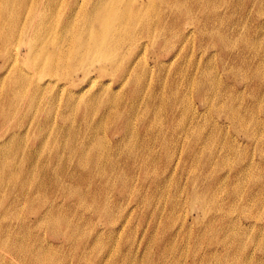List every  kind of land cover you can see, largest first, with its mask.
I'll use <instances>...</instances> for the list:
<instances>
[{"label": "rangeland", "instance_id": "obj_1", "mask_svg": "<svg viewBox=\"0 0 264 264\" xmlns=\"http://www.w3.org/2000/svg\"><path fill=\"white\" fill-rule=\"evenodd\" d=\"M41 1H43V0H41ZM79 1L81 3L84 2L83 3L84 5L88 3V0H58L57 3H56V0L55 1L44 0V3H41L39 0H19L17 4L14 3L15 10L19 9L20 6L26 2L23 5V7L21 6L22 7L21 8L22 14L20 16V19L17 20L16 22L14 21L15 23L12 24L13 25L12 28L14 30L12 29V33H10L9 40H7L5 42V41H2L0 39V76H2V75L4 76V74H6V72H7V69L9 70L11 67L14 66L13 63H15L16 65L14 66V68L15 67L20 68V69L24 70V72L27 74V76H30L29 77L30 79L27 80L28 86H27V84H25L27 82H25L23 84V85H25L24 89L27 93H32L33 88L31 89V87H34L33 86L34 82L38 83V84H42L43 81L45 82L47 79H50V78L52 80H55L54 82H57V83L51 84V85H55V86H52L53 89L51 86H49L51 89L48 88L47 89L48 91H44L43 93H38V95H37V97H38L37 101L38 102L36 103V106H35L37 108L28 106L29 104H28L27 99H21V101L19 103V111L14 116L12 115L13 117H11V120L9 121V122H12V120H13L12 125H13V128H15V129H16V127H15L16 125L18 128L24 129L27 126H30V123H31V126L29 127L30 129H29L28 133L20 139V142L18 143V145L21 144L22 147L23 146L24 147L25 146L31 147L32 150L36 151L37 153L35 156L36 158L34 157V159H33L36 161V163H34L35 161L33 162V160L25 159V154L24 153L22 154L21 150H17L18 145L15 142L11 143L10 148L4 147L2 150H0L1 155L9 156L10 158L13 157L14 162L16 164L23 163L24 169L26 168L25 170L30 169L32 171V172L30 170L28 172L25 171L24 173L15 171L12 174L13 178H11V175H9L10 173H6L5 180L2 181L3 186L1 185V182H0V194H1L0 195V199H1V201H0V241H1L0 242V250L2 251L0 253V256L1 255L3 256L2 258L0 257V264H22V263L23 264H68V263L69 264H136V263L137 264H140V263L141 264H145V263L146 264H164V262H165V264H168V263L169 264H207V263L208 264H216V263L217 264H241V263L242 264H260L261 260H262L261 264H264V262H263L264 261V256H263L264 255V247H262V246H264L263 245V243H264V240H263L264 239V231H263L264 230V152H263V150H264V141H263L264 140V124H263L264 123V112H263L264 109L262 110V108H264V106H263L264 105V81H263L264 80V70H262L264 68V28H263L264 27V19H263L264 14H262V13H264V0H255V2H254V0H243V1L242 0L241 1L240 0H237V1L236 0H220V1H218V0H194V1L193 0H175V1L174 0H154V2H153L154 5L152 6V8H150V10L148 12L150 15L149 18H150V23H151L149 31L146 32L143 28H139L140 30H135L133 32V34L130 36V38H132V39H130L129 36H127L124 40L121 41L120 45H118L116 50L114 49V51H116V52L113 51V54H112L113 57H111V59L116 58L117 59L116 61H118L117 63H119V60H120V63L118 64L119 66L117 64L114 66H112V64H110L105 73H98L96 71H93L92 72V78L93 79H91L89 77L84 78L81 81L78 79L76 81L75 85H70L67 87V89L61 90V89H58L59 85L61 82L65 81L64 78H62V79L60 78L62 70L58 69L55 72L56 73L55 74L53 70L49 69L48 64L46 63L52 59V56L50 54L53 53V50H55L57 45L54 42L53 43L51 41L49 42V39H48L49 43L45 42L46 45L44 44V42L38 41V42H36L37 43L36 49L38 51V54L36 56H35V53L33 55L30 54L31 56L28 55L27 54L28 49H29L28 40H29V36L31 35V31H30L29 26L26 23V21H27V18L29 16L28 15L29 12H34V11L38 12V13L40 12L42 15L39 14V15H37L39 17H37V16L35 17V20H36L35 25L38 28L39 27H41V28L45 27L46 28L48 26L44 24V22H43L44 20H43L42 16L45 14H51V12L53 13L56 11L55 12L56 15H53L52 19H50L51 24L49 27H54V29H57V31H60L59 28L62 27L60 21L63 20V18L65 17L66 13L69 10V8L74 6ZM138 1H140V2H138ZM143 1L147 2L146 0H135V3L138 2V3L142 4ZM35 4H36V6H35ZM56 4L58 5L59 11H58ZM41 6H42V8H41ZM233 6H234V9H233ZM261 6H262V8L259 9V7H261ZM217 7H218V9H217ZM37 9H39V10H37ZM52 9L54 11L50 12V10H52ZM257 9H258V11L259 10L260 11L258 12ZM30 10H32V11H30ZM156 10H157V12H156ZM247 10H249V11H247ZM24 11H25V13H24ZM46 11H49V12H46ZM195 11H196V13H195ZM43 12H44V14H43ZM233 12H235V13H233ZM255 12H256V14H255ZM154 14H155V16H154ZM246 14H248V15L246 16ZM213 18H214V20H213ZM217 18H218V20H217ZM226 19H227V21H226ZM244 19H246V20H244ZM218 21H220V24ZM38 22H40V23H38ZM231 23H232V25H231ZM37 24H38V26H37ZM234 24H235V26H234ZM241 24H242V26H241ZM23 26H24V29H23ZM95 26L97 27L98 24L95 23ZM1 27L3 28L4 26H2V24H0V30H2ZM161 27H162V30H161ZM259 27H261L262 29ZM208 28H210V29H208ZM172 29H173V31H172ZM205 29H206V31H205ZM258 30H260V31H258ZM152 31H153V33H152ZM1 32L2 31H0V34H1ZM136 32H137V34H135ZM58 33L56 34L55 40H57V38H58ZM233 34L236 35L235 37L237 38V40ZM184 35H186V36H184ZM247 35H248V37H247ZM260 35H261V37H260ZM11 38L13 40H11ZM258 38H259V40H258ZM191 40H192V42H191ZM228 40H229V42H228ZM257 40H258V42H256ZM208 41H209V43H208ZM25 42H26V44H25ZM122 42H123V44H122ZM129 42H131V43H129ZM182 42L183 43L185 42V43L183 44ZM4 43H5V45H4ZM40 43H42V44L40 45ZM16 44L18 46H15ZM3 45H4V47L7 46L6 49L9 48V50L10 49L15 50L16 48H18L19 59L17 61H14L12 59L5 60V57L3 56V51H2V48H4ZM43 45L45 47H43ZM232 45H234V46H232ZM241 45H243V46H241ZM41 47L45 48V50ZM183 48H184V50H183ZM253 48L255 51L253 50ZM38 49H40V50H38ZM42 49L44 50L45 53L43 52ZM37 51H36V53H37ZM141 52H142V54H141ZM121 53H122V55H121ZM211 54H212V56H211ZM39 55H41L42 57L40 56L41 57L40 58ZM259 56H260V58H259ZM29 57H30V61H29ZM36 57L40 58L41 61L44 57H46V59L45 58L43 59V61L45 60L46 62H41ZM226 57H228V58H226ZM187 58H188V60H187ZM27 59H28V61H27ZM99 59H100L99 55L96 56L94 54L93 56H90L88 59H86L85 62H83V63L88 65L92 62H95V63H97L96 66H98L99 61H101ZM142 59L145 61H142ZM207 60H209V61H207ZM260 60L261 61L263 60V61L261 62ZM38 61L42 64H40ZM230 61H231V63H230ZM26 62H28V63H26ZM170 62H171V64H170ZM167 63H169V64H167ZM192 63H193V65H192ZM255 63H256V65H254ZM261 63H263V64H261ZM27 64L28 65L30 64L29 67L27 66ZM44 64H45V66H43ZM34 65L37 66L38 68L37 67L35 68ZM79 65L80 64L74 65L75 67L71 66L69 69H67V72H69V74H71L72 76H75L76 70L79 69L78 74H79V76H82V72H83L82 69L83 68L81 67L82 65H80V66ZM149 65H150V67H149ZM39 66H41L42 69H40ZM243 66H245V67H243ZM249 66H250V68H249ZM91 67L93 68V65H91ZM140 67H143V69ZM236 67H237V69L239 68V70H237ZM31 68L34 69V70H32V72H33V75L37 76L36 77L37 79L35 78V76L32 75V72L30 70ZM129 68H130V72H133V74L132 73L127 74L125 76L124 74L127 73V70L129 71ZM139 68H140V70L141 69L142 70L140 71ZM199 68H201V69H199ZM183 69L185 72L182 73ZM256 69L259 71V73ZM25 70H27V72ZM60 70H61V72H60ZM165 70H167V71H165ZM40 71H42V72L39 74ZM64 71L65 70H63V73H64ZM51 72H53V73H51ZM139 72H140V75H139ZM202 72H203V75L201 74ZM37 74H39V75H37ZM192 74H194V75H192ZM207 74H208V77H207ZM238 74H239V76H238ZM134 75H136V76H134ZM138 75H139V77H138ZM196 75L197 76L201 75V76H199L197 78ZM48 76H49V78H47ZM188 76H190V77H188ZM123 77L129 81L123 82L124 81ZM136 77L138 79L140 78V80L137 79L138 82L136 81ZM176 77H177V80H176ZM157 78H159V80ZM161 78H164L165 80L161 79ZM247 78H248V80H247ZM58 79H60V80L58 81ZM216 79H217V81H215ZM258 79H259V81H258ZM33 80H35V81H33ZM201 80H202V82H201ZM102 82H103V84L101 85ZM135 82L138 84V86L135 85ZM199 82H200V84H199ZM217 82L219 84H217ZM29 83H31V84H29ZM91 83L92 84L94 83V84L92 85ZM108 83H109V85H108ZM161 84L163 85V87H161ZM193 84H196V86L195 85L193 86ZM197 84H198V86H197ZM82 86H83V88H82ZM189 86H190V88H189ZM99 87L101 89H99ZM168 87H169V90H168ZM194 87L197 89H195ZM0 88H1V85H0ZM174 88H175V90H174ZM257 88H258V90H257ZM112 89H114V90H112ZM215 89H218V90H215ZM161 90H162V93H161ZM50 91H51V95H50ZM92 91L94 94L92 93ZM117 91H118V93H117ZM185 91H187V92H185ZM188 91H190V92H188ZM75 92H76V94H75ZM102 92H103V94H102ZM142 92H144V93H142ZM173 92H174V95H172ZM70 93H73V95H74V97H76V99H78V97H79V99L77 101L78 105H77V103H75L76 104L75 109H74V106H75L74 103H73V105L68 104L67 99H68ZM111 93L113 95H111ZM159 93H161V95ZM186 94H188V97ZM154 95H155V97H153ZM169 95L171 97H169ZM65 96L67 99L65 98ZM172 96H174V97H172ZM0 97H1V90H0ZM59 97H60V99H59ZM142 97H143V99H141ZM180 97H182V98H180ZM240 97H241V99H240ZM40 98H41V100H40ZM47 98H48V100H47ZM57 98L59 101L57 100ZM91 98H93V100ZM99 98L101 99L100 101H99ZM206 98H208V99H206ZM89 99H90V101H89ZM187 99H188V102H187ZM222 99H224V101ZM79 100H80V102H79ZM137 100L138 101L140 100L141 102L140 101L138 102ZM157 100H158V102H157ZM85 101H87V102L89 101V103L87 105H84L83 102H85ZM106 101H107V103H106ZM135 101H137V102H135ZM183 101H184V103H183ZM22 102H23V104H22ZM256 102H259V103H256ZM261 102H262V104H260ZM94 103H95V105H94ZM136 103H138V104H136ZM181 103L183 104V106ZM59 104H60V106H59ZM65 104H66V106H65ZM177 104L179 106H177ZM210 105H213V106H210ZM222 105L223 106L225 105L226 107H223ZM55 106H56V108H55ZM184 106H186V107L184 108ZM215 106L217 107V109ZM220 106H221L222 110H221ZM65 107H67V108H65ZM109 107H110V110H109ZM121 107L122 108L124 107V108L122 109ZM142 107H143V109H142ZM181 107L183 108V111H182ZM254 107H255V109L258 108V111L255 110ZM229 108H230V110H229ZM240 108H241V110H240ZM135 109H136V111H135ZM186 109H188V110L185 111ZM94 110L96 111L95 114H93ZM132 110H134V111H132ZM194 110H196V111H194ZM232 110H233V112H232ZM249 110H251V111L248 112ZM73 111H75V112H73ZM102 111H103V113H102ZM112 111H114V113ZM252 111H253V113H252ZM256 111L258 112L257 114H256ZM23 112H25V113L23 114ZM126 112H127V114H126ZM147 112H148V114H147ZM167 112H169V113H167ZM48 113L49 114L51 113V114L49 115ZM108 113H109V115H108ZM164 114H165V116H164ZM186 115H188V117ZM231 115H232V117H231ZM240 115H241V117H240ZM31 116H33V117H31ZM181 116L184 120H182ZM249 116L252 118V120ZM20 117H22V118L20 119ZM47 117H49V118H47ZM60 117H61V119H60ZM130 117H132V118H130ZM138 117H139V119H138ZM42 118H44V119H42ZM105 118L109 119V120H106ZM111 118L112 119L114 118V119L112 120ZM153 118H154V120H153ZM156 118L158 121L156 120ZM159 118H160V122H159ZM189 118H191V119H189ZM136 119H137V121H136ZM212 119L214 120V122H212L213 121ZM100 120H101V122H100ZM131 120L133 121L132 123H131ZM176 120H180V121L177 122ZM50 121H52V122H50ZM128 122H130L132 125ZM150 122H151V125H150ZM245 122H246V124H245ZM51 123H53V124H51ZM175 123H178V125H176ZM63 124H65V125H63ZM148 124H149V126H148ZM38 125H39V127H38ZM238 125L241 126L240 129H239ZM243 125H244V127H243ZM50 126L52 127V129ZM67 126H69V127H67ZM100 126L102 128H100ZM107 126H108V128H107ZM130 127H131V129H130ZM48 130L50 131V133H48L49 132ZM51 130H52V132H51ZM66 130H67V132H66ZM73 130H75V131H73ZM77 130H79V131H77ZM193 130H194V133L196 132L198 134H196V133L194 134ZM250 130L253 133H250L251 132ZM58 131H60V133ZM127 131H129V132H127ZM76 132H77V134H76ZM155 132L157 133L156 136H155V134H156ZM192 133H193V135H192ZM54 134H55V136H54ZM45 135H46V137H45ZM73 135H74V137H73ZM260 136L262 137L261 139H260ZM82 137H83V139H82ZM144 137H146V138H144ZM46 138H48L47 141H45ZM1 141H2V139L0 138V142ZM53 141L56 142V144ZM86 141H87V144H86ZM98 141H100L101 143ZM162 141H163V143H162ZM106 142H108V143H106ZM151 142H152V144H151ZM209 142H211V143H209ZM74 143L75 144L77 143V144L75 145ZM155 143L157 144V146ZM165 143H166V146H165ZM107 144H109V145H107ZM113 144H115V145H113ZM217 144H218V146H217ZM43 145H45V146H43ZM51 145H53V146H51ZM97 146H98V148H97ZM131 146H132V148H131ZM60 147H62L65 151ZM83 147H84V149H83ZM126 147H127V149H126ZM39 148H41V149H39ZM44 148L45 149L47 148V150H45ZM55 148H56V150H55ZM88 148H89V150H88ZM101 148H102V150H101ZM173 148H175V149H173ZM98 149H100V150H98ZM143 149H144V151L145 150L146 151L144 152ZM225 149H226V151H225ZM3 150L5 152L6 151L7 152L4 153ZM83 150L84 151L88 150V151L84 152ZM126 150L128 151V154H127ZM48 151H50V152H48ZM139 151H140V153H139ZM96 152L98 154H96ZM111 152H113V153H111ZM117 152H118V154H117ZM199 152L200 153L202 152V156H201V154H199ZM48 153H49V155H48ZM187 153H188V156H187ZM215 153H216V155H215ZM95 154H96V157H95ZM194 154L195 155L197 154V156H195ZM59 155H60V157H59ZM198 155H200V156H198ZM108 156H110V157H108ZM131 156H133V157H131ZM81 157H82V159H81ZM134 157H136V158H134ZM65 158H66V160H65ZM68 158H69V160H68ZM109 158H111V159H109ZM214 158H216V160ZM99 159H101V160H99ZM195 159H196V161H195ZM221 159H224L225 161H223ZM58 160H60L59 164H57ZM80 160H82V161L80 162ZM95 160H96V162H95ZM87 162H88V164H87ZM42 163L44 165L46 164L45 165L46 170L44 169V165ZM107 163H110L109 166ZM73 164H74V166H73ZM84 164H85V166H84ZM112 164H113V166H112ZM209 165L210 166L212 165V166L210 167ZM107 166H108V168H107ZM134 166H135V168H134ZM79 168H80V170H79ZM81 169H83V170H81ZM100 169H101V171H100ZM170 169H171V171H170ZM51 170H53V171H51ZM151 170H153V171H151ZM54 171H55V173H53ZM122 171H123V173H122ZM246 171L249 173H247ZM33 172H34V174H32ZM28 173L32 174V175L29 176ZM211 173H212V176H211ZM14 174H15V176H14ZM110 174H112V175H110ZM199 174H200V176H199ZM67 175H69V176L67 177ZM122 175H124V177H122ZM205 175H207V177ZM16 177H17V179H16ZM98 177H100V179L102 181ZM250 177H252V178L250 179ZM206 178H208V179H206ZM235 178H237V179H235ZM253 178L255 179L254 181H253ZM119 179H120V181H119ZM228 179H230V180H228ZM26 180L29 182L30 185L28 184V182ZM73 180H75V181H73ZM219 180H220V182H219ZM59 181L62 183H60ZM235 181H237L238 183ZM54 182L56 185L54 184ZM168 182L170 183V185ZM5 183H6V185H5ZM65 183H66V185H64ZM235 185H236V187H235ZM56 186L59 188H57ZM128 189H130V190H128ZM146 190H148V191H146ZM2 191H4V192H2ZM16 191H17V193H16ZM22 191L26 193L25 196L20 195L22 193ZM142 191H144V192H142ZM200 191H201V193H200ZM136 192H138V193H136ZM195 192H197V193H195ZM40 194H42V195H40ZM161 194H163V195L161 196ZM103 195H105V196H103ZM208 195H210L211 198ZM26 196H28V197H26ZM16 197L19 198L18 200H16V203H11ZM37 197H39V198H37ZM20 198H22V199H20ZM169 198H171V200ZM45 199H46V201H45ZM142 199H143V201H141ZM212 199H213L214 203H211ZM251 199H252V201H251ZM253 199H255V200H253ZM124 200H125V202H124ZM22 201H24L25 204L22 203ZM78 201H79V203H78ZM81 201H82V203H81ZM9 202H10V204H9ZM19 203L21 205H19ZM206 203H208V205ZM74 204L77 207L74 206ZM212 205H213V207H212ZM20 206H21V208H20ZM9 207L11 209L10 212H9ZM63 207H65V208H63ZM161 209H163V210H161ZM204 209H205V211H204ZM249 209H251V210H249ZM78 210H79V212H78ZM119 210H121V211H119ZM149 210H150V212H149ZM43 212L49 213V218H47V220H43L41 222L29 223L30 229L24 230L25 235H23V230L19 234H16L14 232L13 234L8 235V233H6L3 229L6 225H18L22 221L24 222L27 218L36 219L38 217V215L43 213ZM84 212H86V213H84ZM10 213H11V215H10ZM120 213H122L123 215H121ZM125 214H127V215L125 216ZM50 215H52V216H50ZM129 215H131V216H129ZM8 216H10V217H8ZM122 217L124 218V220ZM216 218L219 221L216 220ZM221 218H222V220H221ZM254 218H256V219H254ZM258 219H260V221ZM257 220H258V222H257ZM126 222L128 224H126ZM173 222H174V224H173ZM120 223L123 225V227ZM251 223H252V225H250ZM166 227H168V228H166ZM124 228H126V229H124ZM153 228H154V230H153ZM257 228L259 231H257ZM239 230H240V232H239ZM29 231H31L33 235L31 233H29ZM252 233L254 235H252ZM20 234H21V236H20ZM43 234H44V236H43ZM101 235H102V237H101ZM34 236H37V237L35 238ZM21 237H23V238L21 239ZM95 237L96 238L98 237V238L96 239ZM245 237H246V240H245ZM172 238H174V239H172ZM124 239L126 241H124ZM16 241H17V243H16ZM114 241H116V242H114ZM32 242H33V244H32ZM172 242H174V243L172 244ZM237 242H238V244H236ZM239 242H241V243H239ZM14 243L16 245L18 243H21L27 247L41 248L43 254L40 255L38 257V259H36L35 261L32 260V262H30L29 260H25L24 258H22L16 254L15 250H16L17 246ZM244 244H245V246H244ZM29 245H31V246H29ZM256 246H257V248L255 249ZM239 247H241V248H239ZM259 247L261 248V250ZM148 248H149V250H148ZM235 249L236 250L238 249L237 250L238 252ZM107 250H110V251H107ZM250 250H252L253 254L251 253ZM53 251H55V252H53ZM68 251H69V253H68ZM172 251H173V253H172ZM45 252H46V254H45ZM244 252H245V254H244ZM4 253H6V254H4ZM87 255H89V256H87ZM103 256L104 257L106 256V257L104 258ZM145 256H146V258H145ZM194 256H195V258H194ZM49 258H51V259H49ZM107 258H109V259H107ZM144 258L146 259V261ZM156 258H158V260ZM213 258L216 261L213 260ZM9 259H10V261H9ZM61 259H62V261H61ZM104 259H106V260H104ZM174 259H175V261H174ZM70 260H71V262H68ZM12 261H14V262L16 261V262L14 263ZM78 261H80V263ZM128 261H129V263H128ZM245 262H249V263H245Z\"/></svg>", "mask_w": 264, "mask_h": 264}, {"label": "bare ground", "instance_id": "obj_2", "mask_svg": "<svg viewBox=\"0 0 264 264\" xmlns=\"http://www.w3.org/2000/svg\"><path fill=\"white\" fill-rule=\"evenodd\" d=\"M18 1L19 0H0V24H2V26H4L3 28H2V30H0V31H2L1 32V34H0V39L2 40V41H7V40H9V37H10V33H12V24L13 23H15L17 20H19L20 19V16H21V14H22V7H23V5L26 3H24V4H22L21 6H20V8L19 9H17V10H15V8H14V3H18ZM41 3H44V0L43 1H41V0H39ZM53 1H55V0H53ZM57 1L58 0H56V3H57ZM147 2H142V4L141 3H138V2H140V1H138L137 3H135V0H88V3L87 4H83V3H81L80 1L79 2H77L74 6H72V7H70L69 8V10H68V12L66 13V15H65V17L63 18V20H61L60 21V23H61V25H62V27H60L59 29H60V31H57V29H54V27H49L50 26V24H51V21H50V19H52V16L53 15H56V11L55 12H51V11H54L53 9L52 10H50V12H51V14H45V15H43L42 16V18H43V22H44V24L45 25H47L48 27H43V28H41V27H36V25H35V17L37 16V15H39V14H41L40 12L38 13V12H29L28 13V18H27V21H26V23L28 24V26H29V29H30V31H31V35L29 36V40H28V44H29V49H28V55H33L34 53H35V56L38 54V51H37V49H36V47H37V43L36 42H38V41H40V42H44V44L46 45V43L48 42V39H49V42L51 41L52 43L54 42L57 46H56V48H55V50H53V53H51L50 55L52 56V59L49 61V62H46L45 60L43 61V59L45 58L46 59V57H44L43 59H42V61L40 60V58L42 57L41 55H39V57L40 58H38V57H36L37 59H39L41 62H46L47 64H48V67H49V69H51V70H53L54 71V73L58 70V69H61L62 70V72H61V70H60V72H61V76H60V78L62 79V78H64V80L65 81H63V82H61L60 83V85H59V88L58 89H61V90H65V89H67V87L68 86H70V85H75L76 84V81L79 79L80 81L81 80H83L84 78H87V77H89V78H91V79H93L92 78V72L93 71H96V72H98V73H105L106 71H107V68H108V66L110 65V64H112V66H114V65H118L119 63H120V60H119V63H117L118 61H116L117 59L115 58V59H111V57H113V51H114V49L116 50V48L118 47V45H120V43H121V41L122 40H124L127 36H129V38H130V36L133 34V32L135 31V30H140L139 28H143L146 32H148L149 31V28H150V25H151V23H150V15H149V10H150V8H152V6L154 5V0H146ZM175 1V0H174ZM194 1V0H193ZM218 1H220V0H218ZM217 1V2H218ZM237 1V0H236ZM241 1V0H240ZM243 1V0H242ZM36 2V1H35ZM46 2V1H45ZM254 2H255V0H254ZM253 2V3H254ZM261 2V1H260ZM28 4V3H27ZM40 4V3H39ZM54 4V3H53ZM29 5V4H28ZM27 5V6H28ZM45 5V4H44ZM57 5V4H56ZM192 5V4H191ZM35 6H36V4H35ZM53 6V5H52ZM207 6V5H206ZM218 6V5H217ZM237 6V5H236ZM49 7V6H48ZM55 7V6H54ZM66 7V6H65ZM64 7V8H65ZM251 7V6H250ZM29 8V7H28ZM27 8V9H28ZM41 8H42V6H41ZM57 8H58V5H57ZM199 8V7H198ZM240 8V7H239ZM260 8H262V6L261 7H259V9ZM154 9V8H153ZM152 9V10H153ZM217 9H218V7H217ZM225 9V8H224ZM233 9H234V6H233ZM26 10V9H25ZM37 10H39V9H37ZM49 10V9H48ZM57 10V9H56ZM158 10V9H157ZM157 10H156V12H157ZM262 10V9H261ZM30 11H32V10H30ZM58 11H59V8H58ZM234 11V10H233ZM247 11H249V10H247ZM257 11H258V9H257ZM260 11V10H259ZM258 11V12H259ZM46 12H49V11H46ZM62 12V11H61ZM154 12V11H153ZM155 12V13H156ZM24 13H25V11H24ZM58 13V12H57ZM195 13H196V11H195ZM233 13H235V12H233ZM31 14V15H30ZM43 14H44V12H43ZM222 14V13H221ZM225 14V13H224ZM255 14H256V12H255ZM262 14H264V13H262ZM261 14V15H262ZM42 15V14H41ZM158 15V14H157ZM195 15V14H194ZM248 14H246V16H247ZM252 15V14H251ZM259 15V14H258ZM23 16V15H22ZM154 16H155V14H154ZM216 16V15H215ZM222 16V15H221ZM263 16V15H262ZM37 17H39V16H37ZM153 17V16H152ZM151 17V18H152ZM227 17V16H226ZM23 18V17H22ZM55 18V17H54ZM155 18V17H154ZM174 18V17H173ZM247 18V17H246ZM25 19V18H24ZM192 19V18H191ZM212 19V18H211ZM210 19V20H211ZM241 19V18H240ZM264 19V18H263ZM56 20V19H55ZM152 20V19H151ZM156 20V19H155ZM175 20V19H174ZM213 20H214V18H213ZM217 20H218V18H217ZM220 20V19H219ZM243 20V19H242ZM244 20H246V19H244ZM254 20V19H253ZM15 21V22H14ZM25 21V20H24ZM199 21V20H198ZM226 21H227V19H226ZM20 22V21H19ZM22 22V21H21ZM50 22V23H49ZM173 22V21H172ZM209 22V21H208ZM219 22V24H220V21H218ZM37 23V22H36ZM38 23H40V22H38ZM58 23V22H57ZM59 23V24H60ZM95 23L96 24H98V26L96 27L95 26ZM155 23V22H154ZM174 23V22H173ZM187 23V22H186ZM203 23V22H202ZM211 23V22H210ZM239 23V22H238ZM249 23V22H248ZM261 23V22H260ZM43 24V23H42ZM204 24V23H203ZM206 24V23H205ZM218 24V25H219ZM252 24V23H251ZM25 25V24H24ZM35 25V26H34ZM231 25H232V23H231ZM230 25V26H231ZM15 26V25H14ZM20 26V25H19ZM37 26H38V24H37ZM54 26V25H53ZM186 26V25H185ZM205 26V25H204ZM203 26V27H204ZM207 26V25H206ZM212 26V25H211ZM234 26H235V24H234ZM241 26H242V24H241ZM21 27V26H20ZM156 27V26H155ZM177 27V26H176ZM226 27V26H225ZM192 28V27H191ZM206 28V27H205ZM222 28V27H221ZM238 28V27H237ZM243 28V27H242ZM259 28H261V27H259ZM264 28V27H263ZM23 29H24V26H23ZM199 29V28H198ZM208 29H210V28H208ZM213 29V28H212ZM216 29V28H215ZM239 29V28H238ZM262 29V28H261ZM260 29V30H261ZM14 30V29H13ZM154 30V29H153ZM161 30H162V27H161ZM242 30V29H241ZM257 30V29H256ZM260 30H258V31H260ZM172 31H173V29H172ZM182 31V30H181ZM205 31H206V29H205ZM210 31V30H209ZM214 31V30H213ZM230 31V30H229ZM21 32V31H20ZM59 32V33H58ZM178 32V31H177ZM217 32V31H216ZM58 33V38H57V40H55V38H56V34ZM150 33V32H149ZM152 33H153V31H152ZM169 33V32H168ZM221 33V32H220ZM237 33V32H236ZM262 33V32H261ZM18 34V33H17ZM135 34H137V32L135 33ZM139 34V33H138ZM158 34V33H157ZM160 34V33H159ZM185 34V33H184ZM204 34V33H203ZM208 34V33H207ZM246 34V33H245ZM147 35V34H146ZM163 35V34H162ZM169 35V34H168ZM230 35V34H229ZM234 35V34H233ZM252 35V34H251ZM250 35V36H251ZM258 35V34H257ZM263 35V34H262ZM136 36V35H135ZM152 36V35H151ZM158 36V35H157ZM184 36H186V35H184ZM183 36V37H184ZM189 36V35H188ZM187 36V37H188ZM227 36V35H226ZM236 35H234V37H235ZM16 37V36H15ZM18 37V36H17ZM153 37V36H152ZM151 37V38H152ZM193 37V36H192ZM222 37V36H221ZM247 37H248V35H247ZM260 37H261V35H260ZM19 38V37H18ZM148 38V37H147ZM236 38V37H235ZM254 38V37H253ZM17 39V38H16ZM26 39V38H25ZM130 39H132V38H130ZM150 39V38H149ZM184 39V38H183ZM191 39V38H190ZM220 39V38H219ZM225 39V38H224ZM228 39V38H227ZM230 39V38H229ZM233 39V38H232ZM255 39V38H254ZM11 40H13L12 38H11ZM23 40V39H22ZM151 40V39H150ZM208 40V39H207ZM222 40V39H221ZM236 40H237V38H236ZM258 40H259V38H258ZM258 40L256 41V42H258ZM15 41V40H14ZM130 41V40H129ZM140 41V40H139ZM186 41V40H185ZM232 41V40H231ZM234 41V40H233ZM262 41V40H261ZM19 42V41H18ZM46 42V43H45ZM48 42V43H49ZM124 42V41H123ZM123 42H122V44H123ZM133 42V41H132ZM146 42V41H145ZM148 42V41H147ZM151 42V41H150ZM187 42V41H186ZM191 42H192V40H191ZM228 42H229V40H228ZM252 42V41H251ZM260 42V41H259ZM263 42V41H262ZM129 43H131V42H129ZM183 43V42H182ZM185 43V42H184ZM183 43V44H184ZM208 43H209V41H208ZM207 43V44H208ZM255 43V42H254ZM12 44V43H11ZM14 44V43H13ZM25 44H26V42H25ZM42 43H40V45H41ZM164 44V43H163ZM171 44V43H170ZM225 44V43H224ZM247 44V43H246ZM260 44V43H259ZM4 45H5V43H4ZM4 45H3V47H4ZM130 45V44H129ZM151 45V44H150ZM188 45V44H187ZM15 46H18L17 44L15 45ZM28 46V45H27ZM162 46V45H161ZM211 46V45H210ZM232 46H234V45H232ZM241 46H243V45H241ZM254 46V45H253ZM7 47V46H6ZM6 47H4V48H2V51H3V56L5 57V60H8V59H12V60H14V61H17L18 59H19V57H18V48H16L15 50H13V49H10L9 50V48H7L6 49ZM43 47H45L44 45H43ZM43 47H41V48H43ZM170 47V46H169ZM40 48V47H39ZM202 48V47H201ZM200 48V49H201ZM213 48V47H212ZM233 48V47H232ZM239 48V47H238ZM255 48V47H254ZM254 48H253V50H254ZM44 50H45V48H43ZM42 49V50H43ZM53 49V48H52ZM162 49V48H161ZM38 50H40V49H38ZM44 50H43V52H44ZM49 50V49H48ZM51 50V49H50ZM125 50V49H124ZM183 50H184V48H183ZM232 50V49H231ZM230 50V51H231ZM235 50V49H234ZM233 50V51H234ZM36 51H37V53H36ZM179 51V50H178ZM182 51V50H181ZM219 51V50H218ZM252 51V50H251ZM255 51V50H254ZM259 51V50H258ZM41 52V51H40ZM42 52V53H43ZM48 52V51H47ZM114 52H116V51H114ZM214 52V51H213ZM241 52V51H240ZM262 52V51H261ZM45 53V52H44ZM43 53V54H44ZM49 53V52H48ZM175 53V52H174ZM173 53V54H174ZM205 53V52H204ZM236 53V52H235ZM248 53V52H247ZM254 53V52H253ZM99 55V57H100V59L99 60H101V61H99V65L98 66H96V64L97 63H95V62H92V63H90V64H85V63H83V62H85V60L86 59H88L90 56H93V55ZM135 54V53H134ZM139 54V53H138ZM137 54V55H138ZM141 54H142V52H141ZM183 54V53H182ZM185 54V53H184ZM215 54V53H214ZM225 54V53H224ZM230 54V53H229ZM243 54V53H242ZM257 54V53H256ZM30 55V56H31ZM121 55H122V53H121ZM125 55V54H124ZM188 55V54H187ZM218 55V54H217ZM232 55V54H231ZM45 56V55H44ZM49 56V55H48ZM172 56V55H171ZM185 56V55H184ZM211 56H212V54H211ZM229 56V55H228ZM254 56V55H253ZM34 57V56H33ZM115 57V56H114ZM176 57V56H175ZM208 57V56H207ZM232 57V56H231ZM245 57V56H244ZM252 57V56H251ZM255 57V56H254ZM32 58V57H31ZM95 58V57H94ZM182 58V57H181ZM226 58H228V57H226ZM243 58V57H242ZM259 58H260V56H259ZM35 59V58H34ZM48 59V58H47ZM174 59V58H173ZM179 59V58H178ZM190 59V58H189ZM214 59V58H213ZM245 59V58H244ZM250 59V58H249ZM258 59V58H257ZM11 60V61H12ZM172 60V59H171ZM181 60V59H180ZM184 60V59H183ZM187 60H188V58H187ZM206 60V59H205ZM227 60V59H226ZM240 60V59H239ZM251 60V59H250ZM13 61V62H14ZM27 61H28V59H27ZM29 61H30V57H29ZM48 61V60H47ZM123 61V60H122ZM142 61H145V60H143L142 59ZM159 61V60H158ZM166 61V60H165ZM198 61V60H197ZM204 61V60H203ZM207 61H209V60H207ZM261 61V60H260ZM263 61V60H262ZM261 61V62H262ZM39 62V61H38ZM89 62V61H88ZM141 62V61H140ZM183 62V61H182ZM205 62V61H204ZM237 62V61H236ZM249 62V61H248ZM6 63V62H5ZM4 63V64H5ZM17 63V62H16ZM26 63H28V62H26ZM37 63V62H36ZM35 63V64H36ZM40 63V62H39ZM214 63V62H213ZM230 63H231V61H230ZM246 63V62H245ZM260 63V62H259ZM14 64V66L16 65L15 63H13ZM40 64H42V63H40ZM77 64H80V65H82L81 67L83 68H81L82 70H83V72H82V76H79V74H78V70H76V75L75 76H72L71 74H69V72H67V69H69L71 66H74V65H77ZM133 64V63H132ZM144 64V63H143ZM151 64V63H150ZM167 64H169V63H167ZM170 64H171V62H170ZM240 64V63H239ZM243 64V63H242ZM247 64V63H246ZM261 64H263V63H261ZM10 65V64H9ZM18 65V64H17ZM30 65V64H29ZM29 65L27 64V66L29 67ZM32 65V64H31ZM39 65V64H38ZM79 65V66H80ZM91 65H93V68L91 67ZM159 65V64H158ZM157 65V66H158ZM174 65V64H173ZM191 65V64H190ZM192 65H193V63H192ZM196 65V64H195ZM238 65V64H237ZM254 65H256V63L254 64ZM13 66V65H12ZM14 66L13 67H11L9 70L7 69V72H6V74H4V76L2 75V76H0V85H1V88H0V90H1V97H0V138L2 139V141L0 142V150H2L4 147H9L10 148V145H11V143H16L17 145H18V143L20 142V139L22 138V137H24V135H26L27 133H28V131H29V127L31 126V123H30V126H27V127H25L24 129H21V128H18L17 127V125L15 126L16 127V129L15 128H13V120H12V122H9L10 120H11V117H13L18 111H19V103H20V101H21V99H27V101H28V106H30V107H35L36 106V103L38 102L37 101V95H38V93H43L44 91H48L47 89L49 88V89H51L49 86H55V85H51L52 83H57V82H54L55 80H52L51 78L50 79H47L45 82L43 81V83L42 84H38V83H35L34 82V84H33V86L34 87H31V89L33 88V91H32V93H27L26 91H25V85H23L25 82H27V83H25V84H27V86H28V81L27 80H29L30 78V76H27V74L24 72V70H22V69H20V68H14ZM35 66V65H34ZM43 66H45V64L43 65ZM119 66V65H118ZM147 66V65H146ZM161 66V65H160ZM203 66V65H202ZM210 66V65H209ZM231 66V65H230ZM229 66V67H230ZM247 66V65H246ZM262 66V65H261ZM37 66H35V68H36ZM40 67V69H42L41 68V66H39ZM75 67V66H74ZM149 67H150V65H149ZM148 67V68H149ZM162 67V66H161ZM182 67V66H181ZM208 67V66H207ZM212 67V66H211ZM239 67V66H238ZM243 67H245V66H243ZM259 67V66H258ZM23 68V67H22ZM34 68V67H33ZM34 68V69H35ZM38 68V67H37ZM77 68V67H76ZM140 68H142L143 69V67H140ZM140 68H139V70H140ZM153 68V67H152ZM192 68V67H191ZM227 68V67H226ZM231 68V67H230ZM229 68V69H230ZM235 68V67H234ZM249 68H250V66H249ZM256 68V67H255ZM263 68V67H262ZM34 69H30L31 70V72H32V70H34ZM39 69V70H40ZM80 69V70H81ZM132 69V68H131ZM141 69V70H142ZM169 69V68H168ZM181 69V68H180ZM193 69V68H192ZM199 69H201V68H199ZM210 69V68H209ZM223 69V68H222ZM236 69H237V67H236ZM260 69V68H259ZM29 70V69H28ZM63 70H65L64 71V73H63ZM116 70V69H115ZM140 70V71H141ZM164 70V69H163ZM226 70V69H225ZM232 70V69H231ZM237 70H239V68L237 69ZM257 70V69H256ZM262 70H264V68L262 69ZM5 71V70H4ZM26 72H27V70H25ZM38 71V70H37ZM146 71V70H145ZM156 71V70H155ZM165 71H167V70H165ZM204 71V70H203ZM229 71V70H228ZM227 71V72H228ZM252 71V70H251ZM254 71V70H253ZM258 71V70H257ZM261 71V70H260ZM35 72V71H34ZM42 71H40L39 72V74L41 73ZM150 72V71H149ZM158 72V71H157ZM156 72V73H157ZM183 72H185L184 71V69H183V71H182V73ZM201 72V71H200ZM205 72V71H204ZM208 72V71H207ZM210 72V71H209ZM226 72V73H227ZM230 72V71H229ZM241 72V71H240ZM263 72V71H262ZM50 73V72H49ZM48 73V74H49ZM51 73H53V72H51ZM133 74V72H130V68H129V71L127 70V73L126 74H124L125 76L127 75V74ZM181 73V74H182ZM206 73V72H205ZM239 73V72H238ZM258 73H259V71H258ZM36 74V73H35ZM39 74H37V75H39ZM47 74V75H48ZM56 74V73H55ZM174 74V73H173ZM202 75H203V72L201 73ZM212 74V73H211ZM32 75H33V72H32ZM139 75H140V72H139ZM139 75H138V77H139ZM143 75V74H142ZM151 75V74H150ZM162 75V74H161ZM191 75V74H190ZM192 75H194V74H192ZM206 75V74H205ZM242 75V74H241ZM246 75V74H245ZM260 75V74H259ZM262 75V74H261ZM33 76H35V78L37 77L36 75H33ZM54 76V75H53ZM134 76H136V75H134ZM156 76V75H155ZM164 76V75H163ZM180 76V75H179ZM197 76V75H196ZM199 76H201V75H199ZM199 76H197V78L199 77ZM238 76H239V74H238ZM251 76V75H250ZM157 77V76H156ZM162 77V76H161ZM182 77V76H181ZM188 77H190V76H188ZM207 77H208V74H207ZM206 77V78H207ZM263 77V76H262ZM34 78V77H33ZM47 78H49V76L47 77ZM54 78V77H53ZM97 78V77H96ZM124 78V77H123ZM154 78V77H153ZM174 78V77H173ZM180 78V77H179ZM213 78V77H212ZM216 78V77H215ZM37 79V78H36ZM55 79V78H54ZM121 79V78H120ZM126 78H124V81L123 82H128L129 80H125ZM137 77H136V81H137ZM150 79V78H149ZM158 80H159V78H157ZM161 79H164V78H161ZM195 79V78H194ZM211 79V78H210ZM60 79H58V81H59ZM89 80V79H88ZM138 80H140V78L138 79ZM165 80V79H164ZM176 80H177V77H176ZM187 80V79H186ZM209 80V79H208ZM207 80V81H208ZM219 80V79H218ZM247 80H248V78H247ZM261 80V79H260ZM31 81V80H30ZM33 81H35V80H33ZM57 81V80H56ZM90 81V80H89ZM106 81V80H105ZM110 81V80H109ZM148 81V80H147ZM179 81V80H178ZM188 81V80H187ZM210 81V80H209ZM215 81H217V79L215 80ZM258 81H259V79H258ZM262 81V80H261ZM264 81V80H263ZM138 82V81H137ZM164 82V81H163ZM201 82H202V80H201ZM250 82V81H249ZM106 83V82H105ZM148 83V82H147ZM167 83V82H166ZM190 83V82H189ZM198 83V82H197ZM207 83V82H206ZM258 83V82H257ZM29 84H31V83H29ZM92 84V83H91ZM94 84V83H93ZM92 84V85H93ZM103 84V82L101 83V85ZM124 84V83H123ZM158 84V83H157ZM177 84V83H176ZM183 84V83H182ZM199 84H200V82H199ZM217 84H219L218 82H217ZM58 85V84H57ZM108 85H109V83H108ZM135 85H137L138 86V84L135 82ZM179 85V84H178ZM189 85V84H188ZM196 86V84H193V86ZM221 85V84H220ZM89 86V85H88ZM87 86V87H88ZM91 86V85H90ZM148 86V85H147ZM180 86V85H179ZM187 86V85H186ZM197 86H198V84H197ZM202 86V85H201ZM210 86V85H209ZM216 86V85H215ZM92 87V86H91ZM90 87V88H91ZM101 87V86H100ZM99 87V89H101ZM145 87V86H144ZM161 87H163V85L161 84ZM175 87V86H174ZM177 87V86H176ZM182 87V86H181ZM180 87V88H181ZM217 87V86H216ZM28 88V87H27ZM26 88V89H27ZM82 88H83V86H82ZM89 88V87H88ZM103 88V87H102ZM117 88V87H116ZM120 88V87H119ZM185 88V87H184ZM189 88H190V86H189ZM195 88V87H194ZM211 88V87H210ZM209 88V89H210ZM218 88V87H217ZM221 88V87H220ZM52 89H53V87H52ZM109 89V88H108ZM147 89V88H146ZM186 89V88H185ZM192 89V88H191ZM195 89H197V88H195ZM214 89V88H213ZM212 89V90H213ZM223 89V88H222ZM231 89V88H230ZM80 90V89H79ZM91 90V89H90ZM104 90V89H103ZM107 90V89H106ZM112 90H114V89H112ZM168 90H169V87H168ZM172 90V89H171ZM174 90H175V88H174ZM189 90V89H188ZM215 90H218V89H215ZM227 90V89H226ZM257 90H258V88H257ZM57 91V90H56ZM88 91V90H87ZM97 91V90H96ZM100 91V90H99ZM146 91V90H145ZM160 91V90H159ZM214 91V90H213ZM229 91V90H228ZM113 92V91H112ZM116 92V91H115ZM177 92V91H176ZM185 92H187V91H185ZM188 92H190V91H188ZM212 92V91H211ZM210 92V93H211ZM230 92V91H229ZM258 92V91H257ZM263 92V91H262ZM261 92V93H262ZM48 93V92H47ZM86 93V92H85ZM92 93H93V91H92ZM117 93H118V91H117ZM116 93V94H117ZM142 93H144V92H142ZM147 93V92H146ZM161 93H162V90H161ZM161 93H159L160 95H161ZM218 93V92H217ZM223 93V92H222ZM227 93V92H226ZM231 93V92H230ZM46 94V93H45ZM66 94V93H65ZM75 94H76V92H75ZM82 94V93H81ZM94 94V93H93ZM102 94H103V92H102ZM155 94V93H154ZM158 94V93H157ZM213 94V93H212ZM211 94V95H212ZM219 94V93H218ZM221 94V93H220ZM250 94V93H249ZM41 95V94H40ZM44 95V94H43ZM50 95H51V91H50ZM57 95V94H56ZM83 95V94H82ZM111 95H113L112 93H111ZM144 95V94H143ZM147 95V94H146ZM172 95H174V92H173V94ZM185 95V94H184ZM187 95V97H188V94H186ZM207 95V94H206ZM205 95V96H206ZM217 95V94H216ZM235 95V94H234ZM263 95V94H262ZM54 96V95H53ZM58 96V95H57ZM60 96V95H59ZM76 96V95H75ZM93 96V95H92ZM99 96V95H98ZM157 96V95H156ZM159 96V95H158ZM209 96V95H208ZM215 96V95H214ZM225 96V95H224ZM233 96V95H232ZM242 96V95H241ZM245 96V95H244ZM256 96V95H255ZM101 97V96H100ZM114 97V96H113ZM112 97V98H113ZM140 97V96H139ZM147 97V96H146ZM153 97H155V95L153 96ZM169 97H171L170 95H169ZM172 97H174V96H172ZM176 97V96H175ZM179 97V96H178ZM186 97V96H185ZM207 97V96H206ZM218 97V96H217ZM229 97V96H228ZM227 97V98H228ZM259 97V96H258ZM45 98V97H44ZM56 98V97H55ZM65 98H66V96H65ZM81 98V97H80ZM128 98V97H127ZM126 98V99H127ZM166 98V97H165ZM180 98H182V97H180ZM211 98V97H210ZM214 98V97H213ZM237 98V97H236ZM59 99H60V97H59ZM67 99V98H66ZM78 99H79V97H78ZM78 99H76V97H74V95H73V93H70V95H69V97H68V104H72L73 105V103L75 104V103H77V101H78ZM92 100H93V98H91ZM96 99V98H95ZM98 99V98H97ZM115 99V98H114ZM113 99V100H114ZM141 99H143V97L141 98ZM148 99V98H147ZM156 99V98H155ZM159 99V98H158ZM169 99V98H168ZM167 99V100H168ZM179 99V98H178ZM184 99V98H183ZM206 99H208V98H206ZM226 99V98H225ZM240 99H241V97H240ZM239 99V100H240ZM248 99V98H247ZM252 99V98H251ZM255 99V98H254ZM260 99V98H259ZM39 100V99H38ZM40 100H41V98H40ZM47 100H48V98H47ZM57 100H58V98H57ZM91 100V101H92ZM101 99L99 98V101H100ZM176 100V99H175ZM204 100V99H203ZM223 101H224V99H222ZM221 100V101H222ZM235 100V99H234ZM233 100V101H234ZM238 100V101H239ZM250 100V99H249ZM256 100V99H255ZM59 101V100H58ZM57 101V102H58ZM89 101H90V99H89ZM89 101L87 102V101H85V102H83V104L84 105H87L88 103H89ZM112 101V100H111ZM120 101V100H119ZM138 101V100H137ZM137 101H135V102H137ZM140 101V100H139ZM138 101V102H139ZM150 101V100H149ZM154 101V100H153ZM162 101V100H161ZM169 101V100H168ZM182 101V100H181ZM206 101V100H205ZM208 101V100H207ZM220 101V102H221ZM241 101V100H240ZM65 102V101H64ZM79 102H80V100H79ZM141 102V101H140ZM157 102H158V100H157ZM187 102H188V99H187ZM204 102V101H203ZM212 102V101H211ZM214 102V101H213ZM217 102V101H216ZM42 103V102H41ZM40 103V104H41ZM47 103V102H46ZM59 103V102H58ZM106 103H107V101H106ZM116 103V102H115ZM120 103V102H119ZM127 103V102H126ZM166 103V102H165ZM183 103H184V101H183ZM234 103V102H233ZM239 103V102H238ZM256 103H259V102H256ZM22 104H23V102H22ZM67 104V103H66ZM66 104H65V106H66ZM91 104V103H90ZM89 104V105H90ZM100 104V103H99ZM111 104V103H110ZM123 104V103H122ZM132 104V103H131ZM136 104H138V103H136ZM168 104V103H167ZM182 104V103H181ZM180 104V105H181ZM212 104V103H211ZM221 104V103H220ZM245 104V103H244ZM260 104H262V102L260 103ZM58 105V104H57ZM77 105H78V103H77ZM94 105H95V103H94ZM107 105V104H106ZM130 105V104H129ZM144 105V104H143ZM152 105V104H151ZM158 105V104H157ZM162 105V104H161ZM206 105V104H205ZM227 105V104H226ZM241 105V104H240ZM38 106V105H37ZM59 106H60V104H59ZM99 106V105H98ZM115 106V105H114ZM125 106V105H124ZM140 106V105H139ZM154 106V105H153ZM177 106H179L178 104H177ZM182 106H183V104H182ZM187 106V105H186ZM186 106H184V108L186 107ZM210 106H213V105H210ZM217 106V105H216ZM215 106V107H216ZM223 106V105H222ZM231 106V105H230ZM239 106V105H238ZM244 106V105H243ZM251 106V105H250ZM264 106V105H263ZM68 107V106H67ZM67 107H65V108H67ZM72 107V106H71ZM75 107H76V104H75V106H74V109H75ZM91 107V106H90ZM96 107V106H95ZM136 107V106H135ZM145 107V106H144ZM159 107V106H158ZM191 107V106H190ZM223 107H226L225 105L223 106ZM237 107V106H236ZM260 107V106H259ZM35 108H37V107H35ZM40 108V107H39ZM55 108H56V106H55ZM93 108V107H92ZM122 108V107H121ZM124 108V107H123ZM122 108V109H123ZM182 108V107H181ZM194 108V107H193ZM214 108V107H213ZM220 108H221V106H220ZM248 108V107H247ZM251 108V107H250ZM26 109V108H25ZM54 109V108H53ZM70 109V108H69ZM90 109V108H89ZM104 109V108H103ZM116 109V108H115ZM138 109V108H137ZM142 109H143V107H142ZM180 109V108H179ZM212 109V108H211ZM216 109H217V107H216ZM244 109V108H243ZM246 109V108H245ZM253 109V108H252ZM254 109H255V107H254ZM264 108H262V110H263ZM91 110V109H90ZM97 110V109H96ZM108 110V109H107ZM109 110H110V107H109ZM113 110V109H112ZM141 110V109H140ZM157 110V109H156ZM155 110V111H156ZM188 109H186L185 111H187ZM201 110V109H200ZM214 110V109H213ZM221 110H222V108H221ZM229 110H230V108H229ZM238 110V109H237ZM240 110H241V108H240ZM248 110V109H247ZM255 110H257L258 111V108L257 109H255ZM25 111V110H24ZM37 111V110H36ZM52 111V110H51ZM65 111V110H64ZM68 111V110H67ZM106 111V110H105ZM115 111V110H114ZM114 111H112L113 113H114ZM132 111H134V110H132ZM135 111H136V109H135ZM182 111H183V108H182ZM194 111H196V110H194ZM203 111V110H202ZM208 111V110H207ZM235 111V110H234ZM246 111V110H245ZM251 110H249L248 112H250ZM256 111V114L258 113ZM31 112V111H30ZM56 112V111H55ZM71 112V111H70ZM73 112H75V111H73ZM94 113L93 114H95V110L93 111ZM122 112V111H121ZM144 112V111H143ZM170 112V111H169ZM169 112H167V113H169ZM219 112V111H218ZM221 112V111H220ZM227 112V111H226ZM231 112V111H230ZM232 112H233V110H232ZM231 112V113H232ZM262 112V111H261ZM264 112V111H263ZM25 112H23V114H24ZM58 113V112H57ZM102 113H103V111H102ZM116 113V112H115ZM153 113V112H152ZM178 113V112H177ZM182 113V112H181ZM189 113V112H188ZM192 113V112H191ZM194 113V112H193ZM246 113V112H245ZM252 113H253V111H252ZM49 114V113H48ZM51 114V113H50ZM49 114V115H50ZM54 114V113H53ZM56 114V113H55ZM61 114V113H60ZM66 114V113H65ZM72 114V113H71ZM117 114V113H116ZM126 114H127V112H126ZM142 114V113H141ZM147 114H148V112H147ZM209 114V113H208ZM214 114V113H213ZM234 114V113H233ZM13 115V116H12ZM69 115V114H68ZM106 115V114H105ZM108 115H109V113H108ZM145 115V114H144ZM161 115V114H160ZM189 115V114H188ZM188 115H186L187 117H188ZM204 115V114H203ZM236 115V114H235ZM245 115V114H244ZM17 116V115H16ZM23 116V115H22ZM61 116V115H60ZM70 116V115H69ZM91 116V115H90ZM112 116V115H111ZM131 116V115H130ZM139 116V115H138ZM146 116V115H145ZM164 116H165V114H164ZM210 116V115H209ZM208 116V117H209ZM31 117H33V116H31ZM62 117V116H61ZM61 117H60V119H61ZM93 117V116H92ZM102 117V116H101ZM184 117V116H183ZM195 117V116H194ZM199 117V116H198ZM227 117V116H226ZM231 117H232V115H231ZM240 117H241V115H240ZM250 117V116H249ZM22 117H20V119H21ZM24 118V117H23ZM47 118H49V117H47ZM84 118V117H83ZM91 118V117H90ZM104 118V117H103ZM119 118V117H118ZM130 118H132V117H130ZM151 118V117H150ZM181 118H182V116H181ZM185 118V117H184ZM211 118V117H210ZM251 118V117H250ZM260 118V117H259ZM30 119V118H29ZM42 119H44V118H42ZM81 119V118H80ZM87 119V118H86ZM100 119V118H99ZM106 119V118H105ZM112 119V118H111ZM114 119V118H113ZM112 119V120H113ZM135 119V118H134ZM133 119V120H134ZM138 119H139V117H138ZM189 119H191V118H189ZM194 119V118H193ZM202 119V118H201ZM218 119V118H217ZM227 119V118H226ZM239 119V118H238ZM32 120V119H31ZM47 120V119H46ZM67 120V119H66ZM88 120V119H87ZM106 120H109V119H106ZM143 120V119H142ZM153 120H154V118H153ZM156 120H157V118H156ZM182 120H184L183 118H182ZM203 120V119H202ZM211 120V119H210ZM213 120V119H212ZM228 120V119H227ZM233 120V119H232ZM231 120V121H232ZM251 120H252V118H251ZM55 121V120H54ZM65 121V120H64ZM68 121V120H67ZM73 121V120H72ZM136 121H137V119H136ZM149 121V120H148ZM158 121V120H157ZM175 121V120H174ZM177 122L178 121H180V120H176ZM195 121V120H194ZM206 121V120H205ZM226 121V120H225ZM238 121V120H237ZM244 121V120H243ZM30 122V121H29ZM47 122V121H46ZM50 122H52V121H50ZM71 122V121H70ZM85 122V121H84ZM99 122V121H98ZM100 122H101V120H100ZM109 122V121H108ZM133 121L131 120V123H132ZM140 122V121H139ZM159 122H160V118H159ZM158 122V123H159ZM182 122V121H181ZM193 122V121H192ZM196 122V121H195ZM194 122V123H195ZM212 122H214V120L212 121ZM224 122V121H223ZM222 122V123H223ZM233 122V121H232ZM42 123V122H41ZM68 123V122H67ZM114 123V122H113ZM128 123H130V122H128ZM130 123V124H131ZM157 123V122H156ZM180 123V122H179ZM188 123V122H187ZM241 123V122H240ZM28 124V123H27ZM50 124V123H49ZM51 124H53V123H51ZM70 124V123H69ZM95 124V123H94ZM129 124V125H130ZM139 124V123H138ZM137 124V125H138ZM171 124V123H170ZM176 125H178V123H175ZM182 124V123H181ZM185 124V123H184ZM244 124V123H243ZM245 124H246V122H245ZM248 124V123H247ZM254 124V123H253ZM264 124V123H263ZM20 125V124H19ZM63 125H65V124H63ZM71 125V124H70ZM79 125V124H78ZM84 125V124H83ZM87 125V124H86ZM132 125V124H131ZM150 125H151V122H150ZM158 125V124H157ZM198 125V124H197ZM227 125V124H226ZM262 125V124H261ZM48 126V125H47ZM55 126V125H54ZM72 126V125H71ZM99 126V125H98ZM105 126V125H104ZM103 126V127H104ZM110 126V125H109ZM148 126H149V124H148ZM156 126V125H155ZM239 126V125H238ZM253 126V125H252ZM258 126V125H257ZM38 127H39V125H38ZM51 127V126H50ZM67 127H69V126H67ZM96 127V126H95ZM94 127V128H95ZM106 127V126H105ZM151 127V126H150ZM154 127V126H153ZM157 127V126H156ZM240 127L241 126H239V129H240ZM243 127H244V125H243ZM263 127V126H262ZM64 128V127H63ZM66 128V127H65ZM97 128V127H96ZM100 128H102L101 126H100ZM107 128H108V126H107ZM129 128V127H128ZM137 128V127H136ZM246 128V127H245ZM254 128V127H253ZM252 128V129H253ZM259 128V127H258ZM48 129V128H47ZM51 129H52V127H51ZM74 129V128H73ZM130 129H131V127H130ZM152 129V128H151ZM57 130V129H56ZM84 130V129H83ZM82 130V131H83ZM87 130V129H86ZM97 130V129H96ZM128 130V129H127ZM161 130V129H160ZM49 131V130H48ZM73 131H75V130H73ZM77 131H79V130H77ZM244 131V130H243ZM246 131V130H245ZM251 131V130H250ZM51 132H52V130H51ZM59 133H60V131H58ZM66 132H67V130H66ZM90 132V131H89ZM94 132V131H93ZM127 132H129V131H127ZM148 132V131H147ZM173 132V131H172ZM247 132V131H246ZM45 133V132H44ZM43 133V134H44ZM48 133H50V131L48 132ZM62 133V132H61ZM80 133V132H79ZM85 133V132H84ZM88 133V132H87ZM97 133V132H96ZM136 133V132H135ZM156 133V132H155ZM175 133V132H174ZM193 133H194V130H193ZM193 133H192V135H193ZM196 133V132H195ZM194 133V134H195ZM250 133H253L252 131L250 132ZM259 133V132H258ZM56 134V133H55ZM55 134H54V136H55ZM66 134V133H65ZM69 134V133H68ZM76 134H77V132H76ZM196 134H198V133H196ZM212 134V133H211ZM49 135V134H48ZM97 135V134H96ZM128 135V134H127ZM146 135V134H145ZM157 135V133L155 134V136ZM160 135V134H159ZM158 135V136H159ZM172 135V134H171ZM174 135V134H173ZM256 135V134H255ZM260 135V134H259ZM67 136V135H66ZM90 136V135H89ZM94 136V135H93ZM104 136V135H103ZM142 136V135H141ZM153 136V135H152ZM45 137H46V135H45ZM52 137V136H51ZM73 137H74V135H73ZM160 137V136H159ZM198 137V136H197ZM255 137V136H254ZM257 137V136H256ZM44 138V137H43ZM79 138V137H78ZM88 138V137H87ZM104 138V137H103ZM106 138V137H105ZM144 138H146V137H144ZM148 138V137H147ZM172 138V137H171ZM196 138V137H195ZM262 137L260 136V139H261ZM45 139V138H44ZM47 139L48 138H46V140L45 141H47ZM64 139V138H63ZM76 139V138H75ZM81 139V138H80ZM82 139H83V137H82ZM92 139V138H91ZM100 139V138H99ZM108 139V138H107ZM127 139V138H126ZM125 139V140H126ZM169 139V138H168ZM197 139V138H196ZM254 139V138H253ZM258 139V138H257ZM259 139V140H260ZM53 140V139H52ZM57 140V139H56ZM62 140V139H61ZM87 140V139H86ZM94 140V139H93ZM92 140V141H93ZM102 140V139H101ZM128 140V139H127ZM142 140V139H141ZM199 140V139H198ZM263 140V139H262ZM25 141V140H24ZM23 141V142H24ZM44 141V140H43ZM66 141V140H65ZM79 141V140H78ZM103 141V140H102ZM107 141V140H106ZM155 141V140H154ZM264 141V140H263ZM54 142V141H53ZM52 142V143H53ZM69 142V141H68ZM67 142V143H68ZM80 142V141H79ZM78 142V143H79ZM97 142V141H96ZM98 142H100V141H98ZM109 142V141H108ZM108 142H106V143H108ZM255 142V141H254ZM22 143V142H21ZM39 143V142H38ZM44 143V142H43ZM55 144H56V142H54ZM101 143V142H100ZM154 143V142H153ZM157 143V142H156ZM155 143V144H156ZM161 143V142H160ZM162 143H163V141H162ZM209 143H211V142H209ZM40 144V143H39ZM38 144V145H39ZM46 144V143H45ZM72 144V143H71ZM75 144V143H74ZM77 144V143H76ZM75 144V145H76ZM81 144V143H80ZM86 144H87V141H86ZM94 144V143H93ZM124 144V143H123ZM151 144H152V142H151ZM233 144V143H232ZM261 144V143H260ZM13 145V144H12ZM24 145V144H23ZM74 145V146H75ZM91 145V144H90ZM107 145H109V144H107ZM113 145H115V144H113ZM128 145V144H127ZM130 145V144H129ZM175 145V144H174ZM225 145V144H224ZM14 146V145H13ZM41 146V145H40ZM43 146H45V145H43ZM51 146H53V145H51ZM62 146V145H61ZM65 146V145H64ZM144 146V145H143ZM156 146H157V144H156ZM165 146H166V143H165ZM211 146V145H210ZM216 146V145H215ZM217 146H218V144H217ZM221 146V145H220ZM226 146V145H225ZM55 147V146H54ZM76 147V146H75ZM87 147V146H86ZM100 147V146H99ZM120 147V146H119ZM129 147V146H128ZM223 147V146H222ZM260 147V146H259ZM13 148V147H12ZM43 148V147H42ZM60 148H62V147H60ZM97 148H98V146H97ZM117 148V147H116ZM131 148H132V146H131ZM147 148V147H146ZM158 148V147H157ZM161 148V147H160ZM159 148V149H160ZM224 148V147H223ZM231 148V147H230ZM39 149H41V148H39ZM45 149V148H44ZM63 149V148H62ZM83 149H84V147H83ZM121 149V148H120ZM123 149V148H122ZM126 149H127V147H126ZM137 149V148H136ZM173 149H175V148H173ZM228 149V148H227ZM233 149V148H232ZM10 150V149H9ZM13 150V149H12ZM17 150H21L22 151V154L24 153L25 154V159H27V160H33L34 159V157L36 156V151H34V150H32V148L31 147H22L21 146V144H19L18 146H17ZM45 150H47V148L45 149ZM53 150V149H52ZM55 150H56V148H55ZM64 150V149H63ZM88 150H89V148H88ZM88 150H86V151H84V152H87ZM98 150H100V149H98ZM101 150H102V148H101ZM149 150V149H148ZM229 150V149H228ZM4 151V150H3ZM65 151V150H64ZM74 151V150H73ZM105 151V150H104ZM119 151V150H118ZM122 151V150H121ZM127 151V150H126ZM143 151H144V149H143ZM146 151V150H145ZM144 151V152H145ZM152 151V150H151ZM157 151V150H156ZM162 151V150H161ZM207 151V150H206ZM205 151V152H206ZM218 151V150H217ZM225 151H226V149H225ZM232 151V150H231ZM2 152V151H1ZM7 152V151H6ZM5 151H4V153H6ZM15 152V151H14ZM43 152V151H42ZM48 152H50V151H48ZM63 152V151H62ZM68 152V151H67ZM123 152V151H122ZM131 152V151H130ZM142 152V151H141ZM155 152V151H154ZM166 152V151H165ZM164 152V153H165ZM169 152V151H168ZM208 152V151H207ZM236 152V151H235ZM263 152H264V150H263ZM47 153V152H46ZM106 153V152H105ZM111 153H113V152H111ZM139 153H140V151H139ZM149 153V152H148ZM196 153V152H195ZM61 154V153H60ZM69 154V153H68ZM82 154V153H81ZM87 154V153H86ZM96 154H98L97 152H96ZM96 154H95V157H96ZM102 154V153H101ZM107 154V153H106ZM117 154H118V152H117ZM127 154H128V151H127ZM131 154V153H130ZM129 154V155H130ZM133 154V153H132ZM137 154V153H136ZM135 154V155H136ZM154 154V153H153ZM199 154H201V156H202V152L200 153L199 152ZM205 154V153H204ZM211 154V153H210ZM38 155V154H37ZM48 155H49V153H48ZM73 155V154H72ZM158 155V154H157ZM163 155V154H162ZM168 155V154H167ZM180 155V154H179ZM182 155V154H181ZM195 155V154H194ZM208 155V154H207ZM215 155H216V153H215ZM224 155V154H223ZM229 155V154H228ZM235 155V154H234ZM47 156V155H46ZM68 156V155H67ZM70 156V155H69ZM84 156V155H83ZM123 156V155H122ZM128 156V155H127ZM140 156V155H139ZM170 156V155H169ZM187 156H188V153H187ZM195 156H197V154L195 155ZM198 156H200V155H198ZM211 156V155H210ZM22 157V156H21ZM59 157H60V155H59ZM85 157V156H84ZM108 157H110V156H108ZM131 157H133V156H131ZM138 157V156H137ZM145 157V156H144ZM156 157V156H155ZM220 157V156H219ZM223 157V156H222ZM13 158V157H12ZM12 158H10L9 156H4V155H1L0 154V182H1V185H2V181H4L5 180V175H6V173H10L9 175H11V178H13L12 177V174L16 171V172H28L30 169H27V170H25L24 169V164L23 163H21V164H16L15 162H14V158L12 159ZM16 158V157H15ZM18 158V157H17ZM36 158V157H35ZM48 158V157H47ZM62 158V157H61ZM86 158V157H85ZM100 158V157H99ZM125 158V157H124ZM128 158V157H127ZM134 158H136V157H134ZM142 158V157H141ZM151 158V157H150ZM195 158V157H194ZM202 158V157H201ZM200 158V159H201ZM207 158V157H206ZM228 158V157H227ZM40 159V158H39ZM71 159V158H70ZM81 159H82V157H81ZM109 159H111V158H109ZM153 159V158H152ZM168 159V158H167ZM215 160H216V158H214ZM22 160V159H21ZM65 160H66V158H65ZM68 160H69V158H68ZM85 160V159H84ZM99 160H101V159H99ZM114 160V159H113ZM125 160V159H124ZM191 160V159H190ZM206 160V159H205ZM221 160H223V161H225L224 159H221ZM228 160V159H227ZM226 160V161H227ZM20 161V160H19ZM35 160H33V162H34ZM38 161V160H37ZM45 161V160H44ZM59 161L60 160H58V163L57 164H59ZM82 160H80V162H81ZM87 161V160H86ZM111 161V160H110ZM109 161V162H110ZM157 161V160H156ZM195 161H196V159H195ZM251 161V160H250ZM95 162H96V160H95ZM143 162V161H142ZM146 162V161H145ZM152 162V161H151ZM166 162V161H165ZM164 162V163H165ZM182 162V161H181ZM34 163H36V161L34 162ZM48 163V162H47ZM71 163V162H70ZM85 163V162H84ZM144 163V162H143ZM197 163V162H196ZM195 163V164H196ZM216 163V162H215ZM223 163V162H222ZM226 163V162H225ZM224 163V164H225ZM228 163V162H227ZM230 163V162H229ZM43 164V163H42ZM69 164V163H68ZM80 164V163H79ZM82 164V163H81ZM87 164H88V162H87ZM95 164V163H94ZM108 164V166H109V164L110 163H107ZM133 164V163H132ZM135 164V163H134ZM151 164V163H150ZM167 164V163H166ZM208 164V163H207ZM213 164V163H212ZM254 164V163H253ZM257 164V163H256ZM36 165V164H35ZM44 165V164H43ZM46 165V164H45ZM45 165H44V169L46 170V167H45ZM66 165V164H65ZM96 165V164H95ZM101 165V164H100ZM139 165V164H138ZM141 165V164H140ZM202 165V164H201ZM216 165V164H215ZM33 166V165H32ZM41 166V165H40ZM55 166V165H54ZM73 166H74V164H73ZM84 166H85V164H84ZM108 166H107V168H108ZM112 166H113V164H112ZM118 166V165H117ZM143 166V165H142ZM190 166V165H189ZM210 166V165H209ZM212 166V165H211ZM210 166V167H211ZM217 166V165H216ZM215 166V167H216ZM221 166V165H220ZM223 166V165H222ZM235 166V165H234ZM248 166V165H247ZM48 167V166H47ZM137 167V166H136ZM146 167V166H145ZM153 167V166H152ZM169 167V166H168ZM178 167V166H177ZM191 167V166H190ZM194 167V166H193ZM31 168V167H30ZM34 168V167H33ZM53 168V167H52ZM68 168V167H67ZM75 168V167H74ZM95 168V167H94ZM103 168V167H102ZM117 168V167H116ZM121 168V167H120ZM134 168H135V166H134ZM148 168V167H147ZM239 168V167H238ZM251 168V167H250ZM36 169V168H35ZM72 169V168H71ZM85 169V168H84ZM99 169V168H98ZM111 169V168H110ZM146 169V168H145ZM154 169V168H153ZM196 169V168H195ZM215 169V168H214ZM213 169V170H214ZM240 169V168H239ZM249 169V168H248ZM254 169V168H253ZM79 170H80V168H79ZM81 170H83V169H81ZM134 170V169H133ZM212 170V169H211ZM243 170V169H242ZM245 170V169H244ZM247 170V169H246ZM31 171V170H30ZM51 171H53V170H51ZM67 171V170H66ZM78 171V170H77ZM100 171H101V169H100ZM111 171V170H110ZM109 171V172H110ZM120 171V170H119ZM151 171H153V170H151ZM155 171V170H154ZM167 171V170H166ZM170 171H171V169H170ZM251 171V170H250ZM32 172V171H31ZM30 172V173H31ZM244 172V171H243ZM247 172V171H246ZM253 172V171H252ZM36 173V172H35ZM47 173V172H46ZM53 173H55V171L53 172ZM67 173V172H66ZM65 173V174H66ZM97 173V172H96ZM102 173V172H101ZM122 173H123V171H122ZM135 173V172H134ZM146 173V172H145ZM150 173V172H149ZM213 173V172H212ZM212 173H211V176H212ZM247 173H249V172H247ZM16 174V173H15ZM15 174H14V176H15ZM29 174V173H28ZM32 174H34V172L32 173ZM32 174H29V176L30 175H32ZM37 174V173H36ZM52 174V173H51ZM85 174V173H84ZM174 174V173H173ZM208 174V173H207ZM56 175V174H55ZM70 175V174H69ZM69 175H67V177L69 176ZM86 175V174H85ZM97 175V174H96ZM104 175V174H103ZM109 175V174H108ZM110 175H112V174H110ZM163 175V174H162ZM195 175V174H194ZM215 175V174H214ZM235 175V174H234ZM51 176V175H50ZM54 176V175H53ZM71 176V175H70ZM100 176V175H99ZM172 176V175H171ZM199 176H200V174H199ZM206 177H207V175H205ZM204 176V177H205ZM244 176V175H243ZM255 176V175H254ZM260 176V175H259ZM10 177V176H9ZM8 177V178H9ZM72 177V176H71ZM103 177V176H102ZM108 177V176H107ZM122 177H124V175H122ZM219 177V176H218ZM240 177V176H239ZM256 177V176H255ZM31 178V177H30ZM33 178V177H32ZM35 178V177H34ZM54 178V177H53ZM73 178V177H72ZM83 178V177H82ZM96 178V177H95ZM99 179H100V177H98ZM109 178V177H108ZM113 178V177H112ZM117 178V177H116ZM163 178V177H162ZM195 178V177H194ZM193 178V179H194ZM242 178V177H241ZM240 178V179H241ZM252 177H250V179H251ZM16 179H17V177H16ZM15 179V180H16ZM37 179V178H36ZM50 179V178H49ZM56 179V178H55ZM79 179V178H78ZM98 179V180H99ZM111 179V178H110ZM132 179V178H131ZM130 179V180H131ZM206 179H208V178H206ZM210 179V178H209ZM235 179H237V178H235ZM29 180V179H28ZM32 180V179H31ZM45 180V179H44ZM101 180V179H100ZM107 180V179H106ZM163 180V179H162ZM227 180V179H226ZM228 180H230V179H228ZM248 180V179H247ZM255 179L253 178V181H254ZM258 180V179H257ZM256 180V181H257ZM8 181V180H7ZM14 181V180H13ZM27 181V180H26ZM34 181V180H33ZM70 181V180H69ZM73 181H75V180H73ZM102 181V180H101ZM114 181V180H113ZM119 181H120V179H119ZM127 181V180H126ZM136 181V180H135ZM167 181V180H166ZM194 181V180H193ZM244 181V180H243ZM6 182V181H5ZM11 182V181H10ZM15 182V181H14ZM25 182V181H24ZM28 182V181H27ZM31 182V181H30ZM60 182V181H59ZM122 182V181H121ZM132 182V181H131ZM159 182V181H158ZM165 182V181H164ZM195 182V181H194ZM201 182V181H200ZM205 182V181H204ZM219 182H220V180H219ZM235 182H237V181H235ZM252 182V181H251ZM8 183V182H7ZM60 183H62V182H60ZM142 183V182H141ZM169 183V182H168ZM206 183V182H205ZM238 183V182H237ZM254 183V182H253ZM25 184V183H24ZM28 184H29V182H28ZM54 184H55V182H54ZM122 184V183H121ZM135 184V183H134ZM165 184V183H164ZM5 185H6V183H5ZM11 185V184H10ZM30 185V184H29ZM56 185V184H55ZM60 185V184H59ZM64 185H66V183L64 184ZM99 185V184H98ZM111 185V184H110ZM169 185H170V183H169ZM3 186V185H2ZM8 186V185H7ZM23 186V185H22ZM33 186V185H32ZM88 186V185H87ZM113 186V185H112ZM115 186V185H114ZM168 186V185H167ZM173 186V185H172ZM194 186V185H193ZM19 187V186H18ZM44 187V186H43ZM57 187V186H56ZM68 187V186H67ZM104 187V186H103ZM235 187H236V185H235ZM240 187V186H239ZM26 188V187H25ZM57 188H59V187H57ZM110 188V187H109ZM130 188V187H129ZM165 188V187H164ZM194 188V187H193ZM29 189V188H28ZM41 189V188H40ZM73 189V188H72ZM86 189V188H85ZM98 189V188H97ZM182 189V188H181ZM3 190V189H2ZM99 190V189H98ZM128 190H130V189H128ZM167 190V189H166ZM216 190V189H215ZM245 190V189H244ZM249 190V189H248ZM61 191V190H60ZM146 191H148V190H146ZM156 191V190H155ZM160 191V190H159ZM164 191V190H163ZM196 191V190H195ZM203 191V190H202ZM212 191V190H211ZM2 192H4V191H2ZM27 192V191H26ZM57 192V191H56ZM68 192V191H67ZM87 192V191H86ZM103 192V191H102ZM106 192V191H105ZM109 192V191H108ZM132 192V191H131ZM135 192V191H134ZM142 192H144V191H142ZM173 192V191H172ZM243 192V191H242ZM259 192V191H258ZM16 193H17V191H16ZM33 193V192H32ZM35 193V192H34ZM42 193V192H41ZM50 193V192H49ZM136 193H138V192H136ZM155 193V192H154ZM159 193V192H158ZM164 193V192H163ZM190 193V192H189ZM195 193H197V192H195ZM200 193H201V191H200ZM199 193V194H200ZM249 193V192H248ZM256 193V192H255ZM36 194V193H35ZM43 194V193H42ZM42 194H40V195H42ZM58 194V193H57ZM73 194V193H72ZM168 194V193H167ZM166 194V195H167ZM171 194V193H170ZM198 194V195H199ZM212 194V193H211ZM217 194V193H216ZM1 195V194H0ZM20 195H23V196H25L26 195V193L25 192H23L22 191V193L20 194ZM33 195V194H32ZM38 195V194H37ZM60 195V194H59ZM92 195V194H91ZM158 195V194H157ZM163 194H161V196H162ZM242 195V194H241ZM35 196V195H34ZM93 196V195H92ZM103 196H105V195H103ZM127 196V195H126ZM160 196V197H161ZM171 196V195H170ZM209 197H210V195H208ZM217 196V195H216ZM257 196V195H256ZM4 197V196H3ZM22 197V196H21ZM26 197H28V196H26ZM64 197V196H63ZM108 197V196H107ZM116 197V196H115ZM151 197V196H150ZM196 197V196H195ZM247 197V196H246ZM12 198V197H11ZM24 198V197H23ZM37 198H39V197H37ZM44 198V197H43ZM141 198V197H140ZM168 198V197H167ZM200 198V197H199ZM211 198V197H210ZM213 198V197H212ZM216 198V197H215ZM19 198H15L11 203H16V200H18ZM20 199H22V198H20ZM25 199V198H24ZM126 199V198H125ZM170 200H171V198H169ZM168 199V200H169ZM195 199V198H194ZM198 199V198H197ZM218 199V198H217ZM90 200V199H89ZM152 200V199H151ZM209 200V199H208ZM216 200V199H215ZM253 200H255V199H253ZM0 201H1V199H0ZM45 201H46V199H45ZM141 201H143V199L141 200ZM201 201V200H200ZM199 201V202H200ZM240 201V200H239ZM250 201V200H249ZM251 201H252V199H251ZM53 202V201H52ZM51 202V203H52ZM104 202V201H103ZM124 202H125V200H124ZM147 202V201H146ZM169 202V201H168ZM195 202V201H194ZM208 202V201H207ZM210 202V201H209ZM22 203H24V201H22ZM62 203V202H61ZM77 203V202H76ZM78 203H79V201H78ZM81 203H82V201H81ZM140 203V202H139ZM149 203V202H148ZM211 203H214L213 202V199H212V201H211ZM218 203V202H217ZM256 203V202H255ZM259 203V202H258ZM8 204V203H7ZM9 204H10V202H9ZM25 204V203H24ZM69 204V203H68ZM109 204V203H108ZM123 204V203H122ZM128 204V203H127ZM207 205H208V203H206ZM261 204V203H260ZM259 204V205H260ZM13 205V204H12ZM19 205H21L20 203H19ZM57 205V204H56ZM80 205V204H79ZM82 205V204H81ZM91 205V204H90ZM136 205V204H135ZM149 205V204H148ZM172 205V204H171ZM170 205V206H171ZM175 205V204H174ZM253 205V204H252ZM255 205V204H254ZM258 205V206H259ZM74 206H76L75 204H74ZM89 206V205H88ZM113 206V205H112ZM121 206V205H120ZM138 206V205H137ZM169 206V207H170ZM261 206V205H260ZM48 207V206H47ZM57 207V206H56ZM73 207V206H72ZM77 207V206H76ZM85 207V206H84ZM115 207V206H114ZM144 207V206H143ZM164 207V206H163ZM205 207V206H204ZM209 207V206H208ZM212 207H213V205H212ZM216 207V206H215ZM20 208H21V206H20ZM63 208H65V207H63ZM79 208V207H78ZM109 208V207H108ZM118 208V207H117ZM126 208V207H125ZM245 208V207H244ZM248 208V207H247ZM6 209V208H5ZM14 209V208H13ZM88 209V208H87ZM86 209V210H87ZM141 209V208H140ZM209 209V208H208ZM58 210V209H57ZM67 210V209H66ZM139 210V209H138ZM159 210V209H158ZM161 210H163V209H161ZM218 210V209H217ZM249 210H251V209H249ZM8 211V210H7ZM11 211V209H10V207H9V212ZM74 211V210H73ZM88 211V210H87ZM91 211V210H90ZM119 211H121V210H119ZM124 211V210H123ZM134 211V210H133ZM156 211V210H155ZM173 211V210H172ZM171 211V212H172ZM204 211H205V209H204ZM210 211V210H209ZM234 211V210H233ZM59 212V211H58ZM78 212H79V210H78ZM112 212V211H111ZM140 212V211H139ZM149 212H150V210H149ZM207 212V211H206ZM6 213V212H5ZM84 213H86V212H84ZM89 213V212H88ZM161 213V212H160ZM159 213V214H160ZM163 213V212H162ZM166 213V212H165ZM115 214V213H114ZM121 215H123L122 213H120ZM119 214V215H120ZM130 214V213H129ZM132 214V213H131ZM135 214V213H134ZM143 214V213H142ZM151 214V213H150ZM164 214V213H163ZM10 215H11V213H10ZM81 215V214H80ZM112 215V214H111ZM116 215V214H115ZM118 215V216H119ZM127 214H125V216H126ZM24 216V215H23ZM50 216H52V215H50ZM117 216V217H118ZM129 216H131V215H129ZM160 216V215H159ZM218 216V215H217ZM255 216V215H254ZM8 217H10V216H8ZM12 217V216H11ZM25 217V216H24ZM82 217V216H81ZM86 217V216H85ZM172 217V216H171ZM212 217V216H211ZM252 217V216H251ZM20 218V217H19ZM47 218H49V213H46V212H43V213H41V214H39L38 215V217L36 218V219H31V218H27L24 222L22 221L20 224H18V225H6L3 229H4V231L6 232V233H8V235L10 234H13L14 232L16 233V234H19L22 230H23V235H25V231L24 230H26V229H30V225H29V223H31V222H41V221H43V220H47ZM76 218V217H75ZM80 218V217H79ZM84 218V217H83ZM123 218V217H122ZM160 218V217H159ZM258 218V217H257ZM96 219V218H95ZM118 219V218H117ZM132 219V218H131ZM167 219V218H166ZM172 219V218H171ZM212 219V218H211ZM254 219H256V218H254ZM11 220V219H10ZM73 220V219H72ZM92 220V219H91ZM123 220H124V218H123ZM128 220V219H127ZM216 220H218L217 218H216ZM221 220H222V218H221ZM259 221H260V219H258ZM258 220H257V222H258ZM262 220V219H261ZM3 221V220H2ZM12 221V220H11ZM17 221V220H16ZM83 221V220H82ZM87 221V220H86ZM174 221V220H173ZM213 221V220H212ZM219 221V220H218ZM19 222V221H18ZM146 222V221H145ZM79 223V222H78ZM113 223V222H112ZM256 223V222H255ZM9 224V223H8ZM39 224V223H38ZM121 224V223H120ZM126 224H128L127 222H126ZM173 224H174V222H173ZM258 224V223H257ZM86 225V224H85ZM122 225V224H121ZM164 225V224H163ZM250 225H252V223L250 224ZM249 225V226H250ZM132 226V225H131ZM167 226V225H166ZM209 226V225H208ZM257 226V225H256ZM26 227V228H25ZM122 227H123V225H122ZM121 227V228H122ZM255 227V226H254ZM263 227V226H262ZM166 228H168V227H166ZM172 228V227H171ZM35 229V228H34ZM111 229V228H110ZM124 229H126V228H124ZM123 229V230H124ZM137 230V229H136ZM153 230H154V228H153ZM263 230V229H262ZM33 231V230H32ZM39 231V230H38ZM44 231V230H43ZM119 231V230H118ZM253 231V230H252ZM257 231H259L258 230V228H257ZM256 231V232H257ZM264 231V230H263ZM34 232V231H33ZM36 232V231H35ZM91 232V231H90ZM123 232V231H122ZM213 232V231H212ZM239 232H240V230H239ZM242 232V231H241ZM29 233H31L32 234V232L31 231H29ZM38 233V232H37ZM43 233V232H42ZM84 233V232H83ZM237 233V232H236ZM28 234V233H27ZM90 234V233H89ZM115 234V233H114ZM130 234V233H129ZM170 234V233H169ZM260 234V233H259ZM262 234V233H261ZM33 235V234H32ZM108 235V234H107ZM112 235V234H111ZM120 235V234H119ZM175 235V234H174ZM242 235V234H241ZM252 235H254L253 233H252ZM4 236V235H3ZM16 236V235H15ZM20 236H21V234H20ZM27 236V235H26ZM43 236H44V234H43ZM99 236V235H98ZM115 236V235H114ZM248 236V235H247ZM261 236V235H260ZM12 237V236H11ZM35 238L37 237V236H34ZM89 237V236H88ZM101 237H102V235H101ZM133 237V236H132ZM172 237V236H171ZM253 237V236H252ZM262 237V236H261ZM6 238V237H5ZM8 238V237H7ZM23 237H21V239H22ZM28 238V237H27ZM26 238V239H27ZM42 238V237H41ZM96 238V237H95ZM98 238V237H97ZM96 238V239H97ZM104 238V237H103ZM120 238V237H119ZM170 238V237H169ZM33 239V238H32ZM40 239V238H39ZM45 239V238H44ZM112 239V238H111ZM172 239H174V238H172ZM213 239V238H212ZM263 239V238H262ZM4 240V239H3ZM95 240V239H94ZM118 240V239H117ZM221 240V239H220ZM235 240V239H234ZM245 240H246V237H245ZM253 240V239H252ZM251 240V241H252ZM264 240V239H263ZM15 241V240H14ZM35 241V240H34ZM42 241V240H41ZM46 241V240H45ZM98 241V240H97ZM124 241H126L125 239H124ZM1 242V241H0ZM28 242V241H27ZM44 242V241H43ZM114 242H116V241H114ZM246 242V241H245ZM250 242V241H249ZM255 242V241H254ZM8 243V242H7ZM16 243H17V241H16ZM31 243V242H30ZM46 243V242H45ZM73 243V242H72ZM95 243V242H94ZM130 243V242H129ZM133 243V242H132ZM174 242H172V244H173ZM239 243H241V242H239ZM259 243V242H258ZM261 243V242H260ZM11 244V243H10ZM13 244V243H12ZM15 244V243H14ZM32 244H33V242H32ZM36 244V243H35ZM39 244V243H38ZM50 244V243H49ZM110 244V243H109ZM171 244V243H170ZM216 244V243H215ZM221 244V243H220ZM235 244V243H234ZM236 244H238V242L236 243ZM16 245V244H15ZM42 245V244H41ZM95 245V244H94ZM219 245V244H218ZM241 245V244H240ZM248 245V244H247ZM254 245V244H253ZM257 245V244H256ZM263 245H264V243H263ZM17 248H16V250H15V252H16V254L18 255V256H20V257H22V258H24L25 260H29L30 262H32V260L33 261H35L36 259H38V257L40 256V255H42L43 254V252H42V250H41V248H33V247H27V246H25V245H23V244H21V243H18L17 245ZM29 246H31V245H29ZM92 246V245H91ZM97 246V245H96ZM99 246V245H98ZM106 246V245H105ZM111 246V245H110ZM156 246V245H155ZM224 246V245H223ZM244 246H245V244H244ZM60 247V246H59ZM119 247V246H118ZM128 247V246H127ZM136 247V246H135ZM170 247V246H169ZM174 247V246H173ZM221 247V246H220ZM225 247V246H224ZM243 247V246H242ZM262 247H264V246H262ZM61 248V247H60ZM63 248V247H62ZM95 248V247H94ZM102 248V247H101ZM150 248V247H149ZM149 248H148V250H149ZM172 248V247H171ZM237 248V247H236ZM239 248H241V247H239ZM253 248V247H252ZM257 248V246L255 247V249ZM260 248V247H259ZM47 249V248H46ZM57 249V248H56ZM111 249V248H110ZM117 249V248H116ZM138 249V248H137ZM163 249V248H162ZM170 249V248H169ZM243 249V248H242ZM92 250V249H91ZM164 250V249H163ZM175 250V249H174ZM236 250V249H235ZM238 250V249H237ZM236 250V251H237ZM244 250V249H243ZM260 250H261V248H260ZM93 251V250H92ZM107 251H110V250H107ZM129 251V250H128ZM171 251V250H170ZM245 251V250H244ZM251 251V253H252V250H250ZM259 251V250H258ZM263 251V250H262ZM2 251L0 250V253H1ZM49 252V251H48ZM53 252H55V251H53ZM114 252V251H113ZM116 252V251H115ZM165 252V251H164ZM211 252V251H210ZM214 252V251H213ZM212 252V253H213ZM228 252V251H227ZM238 252V251H237ZM241 252V251H240ZM68 253H69V251H68ZM123 253V252H122ZM129 253V252H128ZM170 253V252H169ZM172 253H173V251H172ZM234 253V252H233ZM4 254H6V253H4ZM15 254V253H14ZM45 254H46V252H45ZM81 254V253H80ZM89 254V253H88ZM109 254V253H108ZM115 254V253H114ZM117 254V253H116ZM228 254V253H227ZM244 254H245V252H244ZM253 254V253H252ZM259 254V253H258ZM48 255V254H47ZM106 255V254H105ZM111 255V254H110ZM131 255V254H130ZM146 255V254H145ZM196 255V254H195ZM224 255V254H223ZM241 255V254H240ZM72 256V255H71ZM87 256H89V255H87ZM175 256V255H174ZM206 256V255H205ZM213 256V255H212ZM217 256V255H216ZM248 256V255H247ZM264 256V255H263ZM1 258L3 257L2 255L0 256ZM15 257V256H14ZM49 257V256H48ZM69 257V256H68ZM104 257V256H103ZM106 257V256H105ZM104 257V258H105ZM128 257V256H127ZM162 257V256H161ZM165 257V256H164ZM169 257V256H168ZM199 257V256H198ZM236 257V256H235ZM241 257V256H240ZM249 257V256H248ZM10 258V257H9ZM101 258V257H100ZM113 258V257H112ZM116 258V257H115ZM129 258V257H128ZM132 258V257H131ZM145 258H146V256H145ZM144 258V259H145ZM163 258V257H162ZM176 258V257H175ZM194 258H195V256H194ZM208 258V257H207ZM223 258V257H222ZM225 258V257H224ZM252 258V257H251ZM258 258V257H257ZM11 259V258H10ZM10 259H9V261H10ZM18 259V258H17ZM23 259V260H24ZM42 259V258H41ZM49 259H51V258H49ZM59 259V258H58ZM107 259H109V258H107ZM148 259V258H147ZM157 260H158V258H156ZM197 259V258H196ZM2 260V259H1ZM12 260V259H11ZM19 260V259H18ZM47 260V259H46ZM69 260V259H68ZM104 260H106V259H104ZM166 260V259H165ZM168 260V259H167ZM211 260V259H210ZM213 260H215L214 258H213ZM249 260V259H248ZM251 260V259H250ZM254 260V259H253ZM3 261V260H2ZM20 261V260H19ZM61 261H62V259H61ZM88 261V260H87ZM109 261V260H108ZM123 261V260H122ZM133 261V260H132ZM145 261H146V259H145ZM174 261H175V259H174ZM216 261V260H215ZM260 261V260H259ZM4 262V261H3ZM12 262H14V261H12ZM16 262V261H15ZM14 262V263H15ZM21 262V261H20ZM47 262V261H46ZM68 262H71V260L70 261H68ZM79 263H80V261H78ZM85 262V261H84ZM111 262V261H110ZM168 262V261H167ZM218 262V261H217ZM239 262V261H238ZM264 262V261H263ZM18 263V262H17ZM26 263V262H25ZM99 263V262H98ZM109 263V262H108ZM128 263H129V261H128ZM175 263V262H174ZM219 263V262H218ZM221 263V262H220ZM245 263H249V262H245ZM261 263H262V260H261ZM260 263V264H261ZM23 264V263H22ZM69 264V263H68ZM137 264V263H136ZM141 264V263H140ZM146 264V263H145ZM164 264H165V262H164ZM169 264V263H168ZM208 264V263H207ZM217 264V263H216ZM242 264V263H241Z\"/></svg>", "mask_w": 264, "mask_h": 264}]
</instances>
